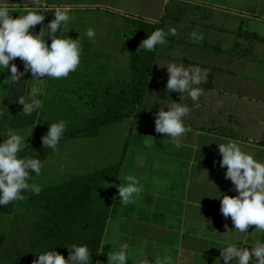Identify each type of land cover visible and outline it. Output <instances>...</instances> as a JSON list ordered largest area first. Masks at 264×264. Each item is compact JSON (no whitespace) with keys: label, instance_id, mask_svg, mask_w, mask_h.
Returning a JSON list of instances; mask_svg holds the SVG:
<instances>
[{"label":"crops","instance_id":"0c3cea01","mask_svg":"<svg viewBox=\"0 0 264 264\" xmlns=\"http://www.w3.org/2000/svg\"><path fill=\"white\" fill-rule=\"evenodd\" d=\"M7 2L9 11L18 14L44 13L45 25L54 18L52 12L57 7L68 5L73 18L62 35L73 39L80 36L81 62L113 70L128 67L127 34L133 23L158 25L166 31L176 29L175 35L169 33L166 37L167 44L155 47L151 74L140 103L141 111L149 115H135L104 125L95 137L65 140L75 146L92 144L94 151L107 159L88 163L84 173L68 176L120 163L116 179L111 180L108 214L94 264H107L108 252L116 250L121 242L133 245L137 255L149 260L167 255L173 264H224L219 249L235 234L222 235L234 226L231 218H225L219 211L216 188L228 195L236 193L230 191L233 185L225 179V169L219 166L217 144L232 139L243 150L264 160V0ZM89 26L95 28L94 41L84 35ZM40 27L37 24L31 30L35 33ZM193 30L202 32L204 38H191L189 33ZM170 61L209 69L199 85L204 90L199 100L194 102L187 94L181 100L191 111L185 118L188 131L181 137L180 148L154 127L159 103L180 101L178 92L165 94L168 73L158 65ZM12 62L23 70L19 57ZM8 75V71L0 74L4 104L25 95L34 83L30 72L15 83ZM69 166L62 169H70ZM122 173L141 177L143 183L136 202L125 206L119 203L116 187ZM13 206L14 201L0 206V264H4L1 257ZM254 228L255 225H250L246 229L249 234L244 244L249 249L257 238L264 241V232H252ZM202 229L207 230L206 234Z\"/></svg>","mask_w":264,"mask_h":264},{"label":"clouds","instance_id":"9594fccd","mask_svg":"<svg viewBox=\"0 0 264 264\" xmlns=\"http://www.w3.org/2000/svg\"><path fill=\"white\" fill-rule=\"evenodd\" d=\"M9 5L7 0H0V68L7 69L8 79L13 83L26 72L32 74L30 80L34 83L17 101L22 105L23 115L28 116L43 107L40 94L47 79L67 77L70 72L77 70L83 46L79 35L75 39L62 35L65 26L73 18L68 5L57 7L52 12L54 18L46 25L42 23L44 13L27 11L13 18ZM37 24L41 27L34 33L31 29ZM169 33L175 35L176 29L169 28L166 31L164 28H156L141 41L138 48L152 51L157 45H165L168 43L166 37ZM84 35L94 41L95 28L89 26ZM189 36L194 40L204 38L202 32L195 30ZM17 57L23 62V70H18L15 63H10ZM158 66L164 67L168 73L165 94L178 92L181 95L179 102L171 100V103H159L161 106L154 113L155 131L170 137L176 148H180L181 137L188 131L185 118L191 111L190 106L181 103V100L184 94L194 102L199 100L204 91L199 85L206 79L209 69L199 65L185 66L175 61ZM195 106L199 107V104ZM65 129L66 121L63 119L48 124L47 132L41 136L42 145L56 151ZM31 130L32 128L30 133ZM0 137H4L0 141V206H3L25 199L22 190L40 193L42 185L32 180L31 173L39 176L43 161L38 156L19 155L26 147L25 138L28 136L6 127L5 133L0 134ZM217 148L221 157L219 166L225 169L224 177L233 185L230 191L236 193L228 195L216 188L215 198L220 201L219 211L225 218L230 217L234 226L222 235L227 236L229 232L235 234L232 239L223 242V247L219 249L220 256L224 264H264V241L257 238L250 249L244 244V238L249 234L246 229L250 225H255L252 232H264V160L243 150L232 139L219 142ZM119 181L116 186L119 203L122 206L135 203L143 187L142 178L122 173ZM225 228L227 229V225ZM206 232V229H202V233ZM66 248L67 258L55 246L35 252L36 258L32 264H89L91 261L92 255L86 243H72ZM129 260L131 264H173L172 258L167 255L158 256L154 260L137 255L135 247L127 242H121L116 250L108 252L107 264H127Z\"/></svg>","mask_w":264,"mask_h":264},{"label":"trees","instance_id":"16d2710c","mask_svg":"<svg viewBox=\"0 0 264 264\" xmlns=\"http://www.w3.org/2000/svg\"><path fill=\"white\" fill-rule=\"evenodd\" d=\"M141 24L150 27L151 32L159 28L158 25ZM133 33L135 34V31L131 33L132 37L127 36L128 67L130 80L133 83L124 91L128 93V99L118 97L115 100L111 99L113 94L109 93V87L105 89L106 86L104 90L108 98L106 97L104 113L98 116L92 115L81 124L66 123V129L59 144L73 138L95 137L102 126L119 122L123 118L149 115L141 111L140 103L146 80L151 74L150 65L155 49L142 53L141 47L138 48L142 41L140 34L134 36ZM52 80L48 79V82L51 84ZM90 102L93 103V107L96 105L93 98ZM40 115L37 118L35 133L26 155L38 156L44 162L53 150L42 145L41 136L47 132L48 126L43 122L44 110L41 109ZM119 167L120 163H117L84 175L69 176L60 183L42 187L39 194L24 191L25 200L33 205L36 204L40 209L38 219L31 222L28 228V231L33 234L30 241L34 258H36L35 252H42L53 246L67 258L66 246L78 242L88 245L92 255L89 264H94L110 203V200L103 198L102 183L116 179ZM31 176L33 179L35 173H31Z\"/></svg>","mask_w":264,"mask_h":264},{"label":"rangeland","instance_id":"374dc122","mask_svg":"<svg viewBox=\"0 0 264 264\" xmlns=\"http://www.w3.org/2000/svg\"><path fill=\"white\" fill-rule=\"evenodd\" d=\"M10 13L13 18L19 15L12 10ZM128 30L131 33L135 31L134 36L139 33L140 40L151 33L150 28L143 26L140 22L133 23ZM129 32L127 36H131ZM141 52L147 53L148 50L141 47ZM10 63L13 62L10 61ZM125 68L113 70L81 62L77 70L70 72L67 77L53 79L51 84L48 80L45 81V86L42 87L40 94L43 107L28 116L23 115L22 105L17 102V96L13 103L4 104V93L0 89V134L5 133L6 127H11L28 136L25 138L26 147L19 153L20 156H25L35 133L37 118L41 116V109L44 110L42 118L46 126L60 119L65 120L66 123L81 124L92 115L98 116L104 113L108 98L104 90L106 86L105 89L109 87V93L113 94L111 99L115 100L116 97L128 99V93H124V91L130 88L133 83L130 80L129 67ZM6 71V68H0V74L4 75ZM91 98L95 100L94 107L90 102ZM3 139L4 137H0V141ZM91 145L87 146V143H84V145L75 146L66 141L60 143L57 150L52 151L44 160L40 175L35 174L32 180L41 184L42 187L50 186L66 180L70 174L84 173V168H87L88 163L92 165L105 162L107 159L102 158V153L94 151V146ZM68 164H71L72 168L69 166L70 169H62V166ZM112 184L111 180L102 183L101 193L106 200L111 197L109 191ZM13 207L14 212L7 225L1 260L4 264H32L35 258L31 252L33 247L30 237L33 234L28 231V228L31 222L38 219L40 209L36 204L33 205L25 199L14 201Z\"/></svg>","mask_w":264,"mask_h":264}]
</instances>
